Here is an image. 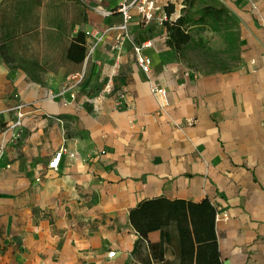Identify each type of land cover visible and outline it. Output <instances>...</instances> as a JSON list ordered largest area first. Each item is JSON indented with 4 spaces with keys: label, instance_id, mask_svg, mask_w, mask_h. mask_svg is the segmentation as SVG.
<instances>
[{
    "label": "crops",
    "instance_id": "crops-1",
    "mask_svg": "<svg viewBox=\"0 0 264 264\" xmlns=\"http://www.w3.org/2000/svg\"><path fill=\"white\" fill-rule=\"evenodd\" d=\"M124 1L0 0V264H139L129 210L157 196L209 199L228 216L215 226L223 264H264V4L192 0L224 5L240 32L236 66L204 74L166 45L159 22L185 0H153L150 23L132 7L126 30ZM79 31L81 63L67 58ZM195 37L225 46L218 32ZM144 40L149 75L133 48Z\"/></svg>",
    "mask_w": 264,
    "mask_h": 264
},
{
    "label": "trees",
    "instance_id": "trees-1",
    "mask_svg": "<svg viewBox=\"0 0 264 264\" xmlns=\"http://www.w3.org/2000/svg\"><path fill=\"white\" fill-rule=\"evenodd\" d=\"M162 24L166 45L191 68L204 73L225 72L236 66L240 58V32L230 11L224 5L195 6L185 0L180 13L172 17L173 5L164 8ZM221 34L224 48L212 49L199 31ZM1 48V46H0ZM191 52L201 55L193 61ZM86 55L84 32L79 31L67 48V58L81 63ZM216 208L209 199L200 201L169 199L165 196L146 198L129 210V222L138 234L132 255L139 264H223L216 234ZM159 233V240L150 242L148 235ZM147 247L141 254V244ZM170 252L173 259L166 257Z\"/></svg>",
    "mask_w": 264,
    "mask_h": 264
},
{
    "label": "built area",
    "instance_id": "built-area-1",
    "mask_svg": "<svg viewBox=\"0 0 264 264\" xmlns=\"http://www.w3.org/2000/svg\"><path fill=\"white\" fill-rule=\"evenodd\" d=\"M132 7H134L138 16L140 17V19L144 23H150L152 20L155 19L156 7H155V3L153 0L124 1L117 8V11L119 13H121V16H122V23L119 26L120 29H123V30L127 29V24L132 19V14L130 12V9ZM105 13H107V12H105ZM165 18H166V15H163V17L159 18V22L162 23L163 20H165ZM86 33L89 34L88 32H86ZM150 44H151V40H144L140 43H135L133 45L135 55H136L137 66L146 75H149V73H150L151 59L147 55L142 53V49L145 46H149ZM84 75H85L84 68L82 70L76 72V73L68 75L66 77L67 83H66L65 89L70 90V89L75 88V86H78L83 81ZM106 87L108 88L109 86H106ZM150 90L156 96L159 105L161 107H165L166 106V91H165V89L161 86H158V85H151ZM71 97L74 98L75 94L72 93ZM18 124H19V121H16L13 124V127L17 126ZM62 153H63V148H60L58 151H56L53 154V156L51 157V159L48 162V168L49 169L57 170ZM227 217H228L227 213H221L220 214L219 212H216L215 223H217L218 221H220L222 219H227ZM115 256H116L115 250H110L106 253V257L108 259H113V258H115Z\"/></svg>",
    "mask_w": 264,
    "mask_h": 264
},
{
    "label": "rangeland",
    "instance_id": "rangeland-1",
    "mask_svg": "<svg viewBox=\"0 0 264 264\" xmlns=\"http://www.w3.org/2000/svg\"><path fill=\"white\" fill-rule=\"evenodd\" d=\"M261 2L264 4V0H261ZM34 52H38V50L35 48ZM196 53V52H195ZM194 52H191V56H192V60L193 61H197V60H201V55L200 54H195Z\"/></svg>",
    "mask_w": 264,
    "mask_h": 264
}]
</instances>
